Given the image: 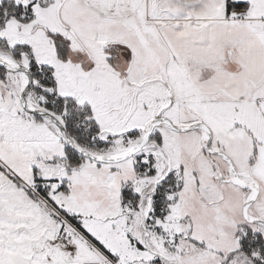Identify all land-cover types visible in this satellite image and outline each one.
Returning a JSON list of instances; mask_svg holds the SVG:
<instances>
[{
  "label": "snow or ice",
  "instance_id": "snow-or-ice-1",
  "mask_svg": "<svg viewBox=\"0 0 264 264\" xmlns=\"http://www.w3.org/2000/svg\"><path fill=\"white\" fill-rule=\"evenodd\" d=\"M0 264H264V0H0Z\"/></svg>",
  "mask_w": 264,
  "mask_h": 264
}]
</instances>
